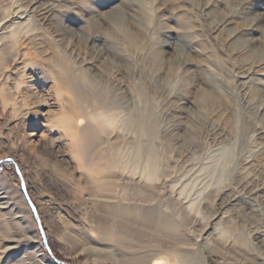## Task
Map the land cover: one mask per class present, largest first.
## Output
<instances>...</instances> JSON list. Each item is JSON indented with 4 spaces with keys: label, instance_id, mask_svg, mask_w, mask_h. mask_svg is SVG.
Masks as SVG:
<instances>
[{
    "label": "rangeland",
    "instance_id": "374dc122",
    "mask_svg": "<svg viewBox=\"0 0 264 264\" xmlns=\"http://www.w3.org/2000/svg\"><path fill=\"white\" fill-rule=\"evenodd\" d=\"M17 9L28 16L15 50L34 63L12 80L17 94L30 102L32 90L42 88L53 97L45 76L57 66L81 88L95 79L114 116L101 133L103 145L116 140L119 156L136 163L137 173L153 170L154 207L184 235L181 246L201 264H263L264 0H0V21ZM28 107L18 118L17 106L3 109L0 102V187L11 197L6 205L0 199V264H37L10 207L19 199L38 237L32 247L52 264H127L139 256L104 240L102 209L62 174L57 150L79 161L69 144L73 130L55 118L40 125L37 107ZM43 109L57 111L51 104ZM83 147L94 159L101 154L91 143ZM176 199L188 220L180 219ZM112 219L108 224L130 241L145 239L150 262L184 264L171 251L172 236ZM224 238L238 241L229 252L215 243Z\"/></svg>",
    "mask_w": 264,
    "mask_h": 264
},
{
    "label": "bare ground",
    "instance_id": "6f19581e",
    "mask_svg": "<svg viewBox=\"0 0 264 264\" xmlns=\"http://www.w3.org/2000/svg\"><path fill=\"white\" fill-rule=\"evenodd\" d=\"M26 16H28L27 13L17 9V11L11 16L12 18L10 20L4 18L0 21V102L2 103L3 109H5L9 103L12 105L13 110H15L17 106V108L21 110L18 118H23L28 112V106L34 105L37 107V112L40 113L39 116H41L40 118L43 121H40V125H44L46 122L49 123L55 118V120L58 119L63 121L65 127L67 126L68 129L73 130V134L71 135L73 139L70 140L69 144L73 146L74 149L72 150H74L75 158H79V164H76L77 161H73L71 158L72 154L70 157L65 151L57 150L56 152L58 153L57 156L59 157V161L64 163L62 174L64 173V175L68 176L67 179L72 184L71 186L73 187V190H77L82 196H85V201H87L89 205H99L102 209L104 213V225L99 232L104 237V240L114 242L118 246L130 250H135L134 253L139 255L134 256L133 254V257L129 256L126 258L127 264H155V260L151 259V262L148 260L151 250L149 247H147V249L145 247V250L143 249L144 246L141 245L142 241L144 242L145 240L143 237H139L138 241H132L133 238L130 241L123 231L115 230L112 225L108 224L110 223L108 220L109 216L113 218L112 220L115 221L116 219L119 223H134L135 225L147 229H154L155 232L172 236L174 240L170 243L172 244L171 251L175 253L177 257L176 259H178L179 262L184 264H201L200 260L191 250L181 246L184 244L185 237L181 234V231L179 233V229L168 220L169 216H166L162 210L154 207V194L159 187H157L154 182L157 181V177L153 170L143 167V169H140L142 170L141 173H137L136 163L131 165L129 161H126L125 159H122L123 157L121 158L119 156V145L116 143V140L111 145H103L104 138H102L103 136L101 133H104L112 127L114 116L113 111L110 109V102H107L106 98L96 93V87L94 85L96 81L95 79L92 77L89 79L87 77L88 79H85L84 86L81 88L75 84V77L72 76V78L70 75L65 74L66 72L57 66L54 71L52 69V72L45 73L47 75V77L45 76V81L46 79H49L52 82V87L55 88L54 92L52 91L54 96L51 97L48 95L49 100L51 99L50 102L47 99V94L43 93L44 90L42 88L37 90L34 89V91L32 90L33 98L30 102L24 100L25 95L17 94L18 86L16 84L14 86L12 80L19 77L17 75L25 73L27 69L30 70V67L34 64L31 63V60L28 59L25 54L15 50L17 42V38L15 37H17L20 26L26 21ZM113 18H115L114 20L118 19L117 16H113ZM34 79L33 75L29 76L31 82H33ZM30 88L32 87L30 86ZM4 91H6V93H3ZM16 95H19V98H17L18 96ZM64 96H67L69 99ZM48 103L56 107V113H53V110L50 112L49 109H43L49 105ZM106 108L107 110H105ZM82 118H85L86 121L82 122ZM68 129L66 131L65 128L67 134L70 133V131L68 132ZM34 134L35 133L31 131L28 133V136H33ZM64 142L66 144L67 141ZM88 143H91V146L94 145L95 148L100 147L101 154H99V157L96 159H94V154L89 155L90 157L85 154L86 150L85 147L82 148V144L87 147ZM76 145L78 147H76ZM58 146H60V143L54 147L51 145L50 149H55V147L57 148ZM69 150L72 153V150ZM97 163L102 164L98 165ZM80 167H85L87 169L81 170ZM24 173L27 174V170H25ZM90 178L93 179L90 180ZM82 180L86 183L80 185ZM30 193L35 204L38 205L39 212H41L40 202L35 200L36 196L32 189ZM8 194H10V192L7 189L0 187L1 200H5V196ZM10 199L11 197H8V199L6 198V200L3 201L5 205L9 204ZM176 200L181 206L180 209L182 213H180V219L182 221L188 220V216L183 212L186 210V207L184 206L185 203L180 199ZM19 201L20 206H16L15 204L9 206L11 207V210L14 211L12 213L16 215V222L18 228L20 227L19 229L22 232V236H24L29 243L33 244L38 237L34 234V231L30 229V225L28 224L31 217L27 212L28 209L25 203L23 200L19 199ZM78 219L82 221L80 226L84 229V222L81 215H78ZM24 223L28 224V226L24 227L22 225ZM81 228H79V232L84 233ZM29 229L32 232L28 231ZM207 229L208 227L203 229L202 235L206 234L208 231ZM227 232L228 230L223 229L220 234L222 237L226 238L228 236H226ZM225 238L224 243H219L218 241L215 243L219 245L220 249L229 252V250L235 246L234 243H237L238 241L234 238L232 240L233 242L230 243L227 242L229 239ZM31 244H29L28 249L30 248L29 251L35 260V263L52 264L49 261L44 260L45 254L41 253L38 246L33 248V245ZM239 252L242 251L240 250ZM235 254V256H241L240 253Z\"/></svg>",
    "mask_w": 264,
    "mask_h": 264
},
{
    "label": "water",
    "instance_id": "95a60500",
    "mask_svg": "<svg viewBox=\"0 0 264 264\" xmlns=\"http://www.w3.org/2000/svg\"><path fill=\"white\" fill-rule=\"evenodd\" d=\"M29 205H30V207H31V209H32V212H34L35 211V209H34V207H33V205L29 202ZM35 213V212H34ZM38 226H39V228H40V231H41V233H42V230H41V226H40V223L38 222Z\"/></svg>",
    "mask_w": 264,
    "mask_h": 264
}]
</instances>
